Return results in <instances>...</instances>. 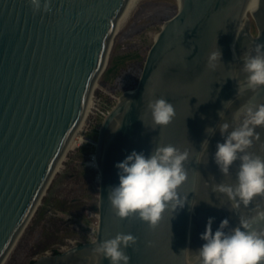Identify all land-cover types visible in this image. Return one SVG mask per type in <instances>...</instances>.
<instances>
[{"label": "water", "instance_id": "95a60500", "mask_svg": "<svg viewBox=\"0 0 264 264\" xmlns=\"http://www.w3.org/2000/svg\"><path fill=\"white\" fill-rule=\"evenodd\" d=\"M137 1L49 0L43 11L41 0V10L34 12L29 0H0V264L17 247L67 156L115 34ZM178 5L137 87L120 96L100 126L97 239L33 264H109L95 248L119 233L137 240L124 250L128 264H197L209 218L215 232L222 220L232 228L239 216L264 208V198H256L234 213L215 186L235 182L238 162L223 176L214 161L216 144L223 142L219 123L232 124L242 105L264 104V90L238 95L246 80L244 55L264 44V0H179ZM217 49L221 60L211 70L209 54ZM161 97L176 112L166 127L154 125L147 109ZM257 131L260 139L250 151L264 156V128ZM158 144L189 152L188 179L179 189L186 200L149 228L135 217L118 218L107 196L119 184L115 165L132 151L148 156Z\"/></svg>", "mask_w": 264, "mask_h": 264}, {"label": "clouds", "instance_id": "9594fccd", "mask_svg": "<svg viewBox=\"0 0 264 264\" xmlns=\"http://www.w3.org/2000/svg\"><path fill=\"white\" fill-rule=\"evenodd\" d=\"M29 3L34 12L41 10V0H29ZM48 8L49 0H44L42 10ZM220 60L221 52L217 49L209 54L207 67L215 70ZM241 71L246 80L243 86H238V95L264 90V44H256L244 55ZM147 109L158 127H166L175 119V107L166 98L155 99ZM232 121V124L219 123L223 142L216 144L214 161L223 176L229 175L233 164L238 162L236 179L232 184L220 183L215 187L237 213L254 199L264 198V156L250 151L260 139L257 129L264 128V104L242 105L233 114ZM206 131L213 134L216 129ZM188 161L189 152L171 144L156 145L148 156L132 151L115 165L119 184L111 187L107 196L115 215L122 220L135 217L154 228L165 212L183 208L186 195H181L179 189L188 179L185 168ZM213 221L214 218L207 220L200 237L204 243L198 250L197 264H264V208L257 207L251 216H239L237 226L232 228L225 219L213 232ZM136 242L131 233H119L99 242L95 251L109 260V264H128L129 257L124 250L133 248Z\"/></svg>", "mask_w": 264, "mask_h": 264}, {"label": "rangeland", "instance_id": "374dc122", "mask_svg": "<svg viewBox=\"0 0 264 264\" xmlns=\"http://www.w3.org/2000/svg\"><path fill=\"white\" fill-rule=\"evenodd\" d=\"M158 3L166 4L158 7ZM178 11V0L141 2L115 34L107 65L94 91L96 98L116 103L125 91L137 87L158 34ZM92 133L98 137V130L88 137ZM90 148V144L79 148L75 145L69 151L6 264H33L62 247L72 248L86 241L99 215L100 179L98 170L88 163Z\"/></svg>", "mask_w": 264, "mask_h": 264}, {"label": "built area", "instance_id": "2783aa9c", "mask_svg": "<svg viewBox=\"0 0 264 264\" xmlns=\"http://www.w3.org/2000/svg\"><path fill=\"white\" fill-rule=\"evenodd\" d=\"M118 102V101H117ZM117 102L112 104H107L102 102L100 99L96 98V96L92 95L89 103V108L87 115L84 119L83 125L80 130L75 135L76 146L79 148L80 145L90 144V156L88 157V162L90 166L98 170L97 160H96V147H97V138L93 139L88 137V134L91 132H95L98 130L104 121L105 118L111 113L113 108L116 106ZM97 222L93 228L90 229V232L87 235V239L84 243L94 242L98 237L99 231V215H97ZM82 243V244H84ZM77 245H81L77 244ZM76 245V246H77ZM68 247H62L58 250V252H64L68 250Z\"/></svg>", "mask_w": 264, "mask_h": 264}, {"label": "bare ground", "instance_id": "6f19581e", "mask_svg": "<svg viewBox=\"0 0 264 264\" xmlns=\"http://www.w3.org/2000/svg\"><path fill=\"white\" fill-rule=\"evenodd\" d=\"M142 1H144V0H138L135 4H134V6H133V8H132V10H131V13H130V16H129V18H128V20L131 18V16L134 14V12L137 10V8L139 7V5L141 4V2ZM178 2H179V0H178ZM128 20H127V22H128ZM126 22V23H127ZM125 23V24H126ZM124 24V25H125ZM122 28V27H121ZM120 28V29H121ZM119 29V30H120ZM119 30H117V32L119 31ZM159 35V34H158ZM158 37V36H157ZM84 122V121H83ZM83 122L81 123V125H80V127H79V129H78V131L80 130V128H81V126L83 125ZM77 131V132H78ZM76 145V141H75V137H74V139L72 140V143H71V146H70V148H69V151H71L72 150V148L74 147ZM69 153V152H68ZM65 158H66V156H65ZM65 158L62 160V163H61V165L63 164V162L65 161ZM61 168V167H60ZM60 170V169H59ZM59 172V171H58ZM57 172V173H58ZM12 255V254H11ZM10 258V257H9ZM9 258H8V260H9ZM7 260V261H8Z\"/></svg>", "mask_w": 264, "mask_h": 264}, {"label": "trees", "instance_id": "16d2710c", "mask_svg": "<svg viewBox=\"0 0 264 264\" xmlns=\"http://www.w3.org/2000/svg\"><path fill=\"white\" fill-rule=\"evenodd\" d=\"M164 4H166V3H158L157 6L160 7V5H164ZM176 14H177V13H176ZM176 14H174L172 17H170V19H172ZM94 135H95V134L92 133V134L89 135V136L92 138V136H94ZM96 136H97V135H96ZM94 138H97V137L94 136ZM54 254H59V252L55 251Z\"/></svg>", "mask_w": 264, "mask_h": 264}]
</instances>
